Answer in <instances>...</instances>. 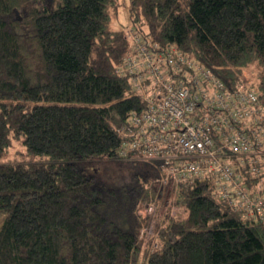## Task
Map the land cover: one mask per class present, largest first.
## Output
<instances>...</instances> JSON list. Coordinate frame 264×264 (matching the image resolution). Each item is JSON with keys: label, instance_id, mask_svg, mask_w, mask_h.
Here are the masks:
<instances>
[{"label": "trees", "instance_id": "trees-1", "mask_svg": "<svg viewBox=\"0 0 264 264\" xmlns=\"http://www.w3.org/2000/svg\"><path fill=\"white\" fill-rule=\"evenodd\" d=\"M117 11L118 0H0V264H264V219L232 209L208 176L178 187L158 248L142 241L151 216L138 208L161 187L153 162L118 155L116 127L142 102L116 70L130 48ZM127 11L144 36L254 89L264 117V0ZM13 142L24 155L5 160Z\"/></svg>", "mask_w": 264, "mask_h": 264}, {"label": "built area", "instance_id": "built-area-1", "mask_svg": "<svg viewBox=\"0 0 264 264\" xmlns=\"http://www.w3.org/2000/svg\"><path fill=\"white\" fill-rule=\"evenodd\" d=\"M124 32L130 48L116 70L142 104L116 127L118 155L153 162L151 182L161 187L160 195L138 208L141 216H151L143 234L148 225L166 223L157 218L160 206L175 213L181 184L205 176L232 209L263 220L264 117L255 90L245 83L229 88L191 54L144 36L130 22ZM152 239L158 248L157 237Z\"/></svg>", "mask_w": 264, "mask_h": 264}, {"label": "rangeland", "instance_id": "rangeland-1", "mask_svg": "<svg viewBox=\"0 0 264 264\" xmlns=\"http://www.w3.org/2000/svg\"><path fill=\"white\" fill-rule=\"evenodd\" d=\"M128 3H129V0H118V11H117L116 17L113 19V23H112L113 27L124 30L125 26L128 24V11H127ZM24 151L25 150L22 147V145H20V143L13 142V145L11 146V148L9 150V153H8V156H6L5 160H7V158L8 159L15 158V156L17 154H20V153L23 154ZM27 160H28V158H27ZM113 173L117 174L115 172H113ZM107 174L111 175L112 173L111 172H107ZM117 182L119 184H121L122 180L118 179ZM159 212L160 213L157 216L158 220H160L162 218V216L164 215L166 210L163 209V206H160L159 207ZM156 221H157V219H156ZM143 231H144L143 239H142L143 242H145L146 240H150V238L152 239L153 237H157V235H156V225L155 224L148 225L147 227L144 228Z\"/></svg>", "mask_w": 264, "mask_h": 264}]
</instances>
